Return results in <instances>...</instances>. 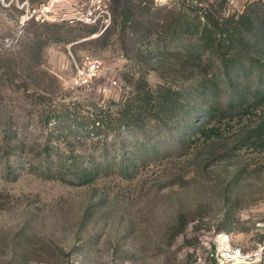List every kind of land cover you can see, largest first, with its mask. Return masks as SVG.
<instances>
[{
	"label": "rangeland",
	"instance_id": "374dc122",
	"mask_svg": "<svg viewBox=\"0 0 264 264\" xmlns=\"http://www.w3.org/2000/svg\"><path fill=\"white\" fill-rule=\"evenodd\" d=\"M240 12L255 20L227 71L226 46H196L192 29ZM262 21L263 0H0V264H263L250 255L264 245ZM86 54L98 70L82 83ZM98 117L142 126L110 131L108 149L54 129ZM46 137L140 165L80 185L21 170Z\"/></svg>",
	"mask_w": 264,
	"mask_h": 264
},
{
	"label": "trees",
	"instance_id": "16d2710c",
	"mask_svg": "<svg viewBox=\"0 0 264 264\" xmlns=\"http://www.w3.org/2000/svg\"><path fill=\"white\" fill-rule=\"evenodd\" d=\"M264 1V0H263ZM244 13L240 12L237 14V24L230 28H226L224 30L219 29L217 24L210 20L209 18H204L201 20L197 27L194 26L192 29L193 34L196 35V46H226V51L229 52L230 55L228 58L223 55V63L228 71L235 65L239 64L240 61H244V58L240 54L237 46H244V43H248L250 40L247 39L248 34L252 30V24L254 22V17L252 15L245 16ZM243 20H246L248 24L242 23ZM182 25L189 26L188 18L185 17L182 20ZM258 30L264 33V21ZM251 43V42H250ZM234 48V49H233ZM228 61V62H226ZM260 97L264 98V89L257 90ZM236 102L229 101L227 103L228 107H234ZM216 110L218 106L209 104L207 108L203 111L200 119L196 122L197 124L192 125L191 133L196 131L205 132L204 126L207 125L215 116ZM127 117V116H126ZM120 118L119 122L115 123L112 121H105L103 118H94L93 124L91 125L93 128L89 127L88 129H80L81 125L86 127V124H82L81 122H72L69 123V128L61 127L60 123H55L56 133H60V131L64 129H69L70 131H75L76 133H88L90 136H97L98 141H101L100 145L105 146L108 149V143H116L115 137L108 138V134L110 131L116 129V131H122L126 133L128 136H134V133L137 129H139L142 125H139V122H134V118ZM50 116L46 118L47 122H50ZM53 119H58L55 115ZM67 123V122H66ZM64 123H62L63 125ZM53 129V130H54ZM68 131V130H67ZM90 133V134H89ZM189 133V135L191 134ZM88 136V137H90ZM190 137V136H189ZM138 139L137 137H135ZM118 139V138H116ZM53 140L51 137L44 138L43 146L38 149V151L30 156L19 154L17 159H21V164L19 167L21 170H25L30 173H34L38 176L47 178V179H57L65 183L70 184H87L93 181L101 171L110 172V171H119L126 173L128 176L134 175L138 170V166L140 165L137 160L132 162L124 161H110V160H102L100 158V153H92L90 155L86 154L83 156V159L80 160L77 156L69 153L67 154L62 145L53 144ZM143 143V142H142ZM99 146V145H98ZM97 146V147H98ZM96 151V150H94ZM130 168V170H129Z\"/></svg>",
	"mask_w": 264,
	"mask_h": 264
},
{
	"label": "built area",
	"instance_id": "2783aa9c",
	"mask_svg": "<svg viewBox=\"0 0 264 264\" xmlns=\"http://www.w3.org/2000/svg\"><path fill=\"white\" fill-rule=\"evenodd\" d=\"M77 80L82 83L90 82L91 78L96 75L98 70V62L89 55H84L81 64H76ZM250 255L262 258L264 264V245L251 252Z\"/></svg>",
	"mask_w": 264,
	"mask_h": 264
}]
</instances>
